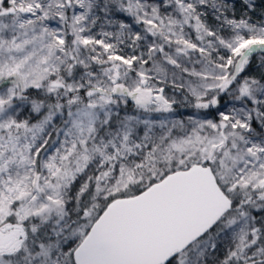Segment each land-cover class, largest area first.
Returning a JSON list of instances; mask_svg holds the SVG:
<instances>
[{
    "label": "snow or ice",
    "instance_id": "1",
    "mask_svg": "<svg viewBox=\"0 0 264 264\" xmlns=\"http://www.w3.org/2000/svg\"><path fill=\"white\" fill-rule=\"evenodd\" d=\"M0 264H264V0H0Z\"/></svg>",
    "mask_w": 264,
    "mask_h": 264
}]
</instances>
